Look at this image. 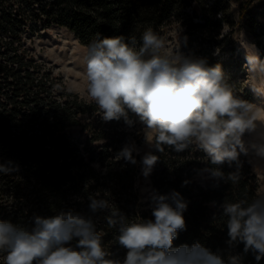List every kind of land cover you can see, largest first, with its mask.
I'll return each instance as SVG.
<instances>
[{
	"label": "trees",
	"instance_id": "obj_1",
	"mask_svg": "<svg viewBox=\"0 0 264 264\" xmlns=\"http://www.w3.org/2000/svg\"><path fill=\"white\" fill-rule=\"evenodd\" d=\"M229 8L230 0H0V26L5 35L0 36V163L19 165L18 171L0 173V221L31 230L34 216L51 217L74 209L92 218L108 258L123 261L127 250L116 239L120 225H108L110 210L92 213L89 198L110 201L128 222L152 219L138 209L137 163L118 155L137 139L136 115L128 113L132 127L123 118L89 122L83 129L90 128V138L82 145L69 129L82 126L80 115L99 110L95 103L62 89L50 72L21 49L25 30L65 27L87 46L98 34L101 39L122 35L126 42L135 38L138 49L147 28L160 36L175 22L189 32L219 36L223 24L229 22ZM248 11L246 5L241 7L242 19L253 32L261 30L264 22L249 17ZM233 62L228 64L231 74L225 80L234 96L249 102L252 94L235 80ZM101 138L107 142L94 146ZM161 147L162 151L155 148L153 153L158 157L152 175L155 193L167 195L175 190L188 204L183 213L186 229L178 232L173 247L199 242L225 259L240 254L243 264H264V259L257 262L251 253L244 254L243 244L230 247L227 243L223 203L251 202L261 196L248 154H240L239 179L233 183L227 177L237 170L236 162L220 166L225 177L220 179L203 171L218 166L211 165L195 144L179 153L170 146ZM133 156L137 161L135 151Z\"/></svg>",
	"mask_w": 264,
	"mask_h": 264
},
{
	"label": "clouds",
	"instance_id": "obj_2",
	"mask_svg": "<svg viewBox=\"0 0 264 264\" xmlns=\"http://www.w3.org/2000/svg\"><path fill=\"white\" fill-rule=\"evenodd\" d=\"M135 38L124 36L100 38L87 46L83 58L87 93L105 121L121 120L132 127L135 114L152 133L155 147L162 145L183 152L192 144L203 151L211 165L205 168L213 177L225 179L222 165L237 163V170L227 179H239V156L246 154L247 132L256 130L257 115L247 100L234 96L225 80L221 65L209 66L205 58L177 51L166 52L164 40L152 28ZM253 71L264 72V62L255 54L247 57ZM264 123V121H261ZM134 144H126L118 155L131 164ZM264 158V145L257 148ZM158 157H142V174L148 177ZM98 167V165H97ZM12 161L0 163V173L18 171ZM185 184L187 181L184 182ZM92 213L110 210L108 225L119 227L116 239L127 250L123 261L110 259L91 217L74 209L61 210L51 217L34 216L29 230L9 221H0V253L3 264H243L240 254L225 257L199 242L173 247L178 232L186 229L183 213L188 204L172 190L167 195L154 194L153 219L126 221L119 210L102 198H89ZM228 217L227 243L243 244V253L264 259V195L251 202H224ZM75 240V246L71 241Z\"/></svg>",
	"mask_w": 264,
	"mask_h": 264
},
{
	"label": "rangeland",
	"instance_id": "obj_3",
	"mask_svg": "<svg viewBox=\"0 0 264 264\" xmlns=\"http://www.w3.org/2000/svg\"><path fill=\"white\" fill-rule=\"evenodd\" d=\"M248 7L249 17L264 22V0H230L228 12L229 22L223 24L219 36L213 37V33L202 35L199 31H188L186 26L175 22L166 26L160 37L163 38L165 51L176 54L181 51L205 58L209 66L221 65L226 79L230 78L228 64L233 60V70L236 79L252 94L249 103L257 115V128L253 132H247L243 136L247 154L252 162L260 182V194L264 195V158L258 156L257 148L264 145V72L253 71L247 62V57L255 54L264 62V25L261 30L253 32L241 17V7ZM190 10V9H189ZM200 20V19H196ZM0 36L4 35V29L0 26ZM218 38V39H217ZM21 49L26 50L29 57L43 67V71L50 72L58 81L59 86L67 92H74L87 103H91L87 93V79L84 74L83 58L87 51V45H83L75 35L65 27L52 26L38 31L25 30L22 34ZM243 59V60H242ZM230 86V85H229ZM103 118L99 111L80 115L82 126H73L69 130L81 144H85L90 138L91 130L85 127L89 122H97ZM137 139L134 142L135 152L139 155L137 160L138 175L136 180V192L138 195V209L152 216L154 203L152 196L155 193L153 186V171L148 177L142 174V157L147 153H154L155 141L146 142L153 134L146 132L138 117ZM108 122V121H107ZM97 125V124H96ZM107 142L101 138L93 142L94 146H102Z\"/></svg>",
	"mask_w": 264,
	"mask_h": 264
}]
</instances>
